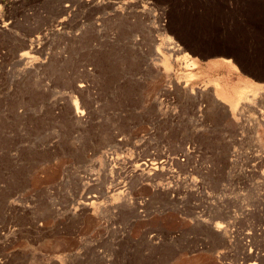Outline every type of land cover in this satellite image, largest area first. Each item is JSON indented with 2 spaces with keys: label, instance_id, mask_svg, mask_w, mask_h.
<instances>
[{
  "label": "rangeland",
  "instance_id": "1",
  "mask_svg": "<svg viewBox=\"0 0 264 264\" xmlns=\"http://www.w3.org/2000/svg\"><path fill=\"white\" fill-rule=\"evenodd\" d=\"M200 39L264 0H0V264H264V93L203 105Z\"/></svg>",
  "mask_w": 264,
  "mask_h": 264
},
{
  "label": "crops",
  "instance_id": "2",
  "mask_svg": "<svg viewBox=\"0 0 264 264\" xmlns=\"http://www.w3.org/2000/svg\"><path fill=\"white\" fill-rule=\"evenodd\" d=\"M199 42L200 44L193 48L182 44L184 51L196 62L193 72L194 81L198 86H195V89L204 87L206 90H201L204 92L198 100L211 107L214 113L217 111L224 115L226 120L233 118L225 114L221 105L210 106V96L215 93L225 108L234 104L242 91H256L257 95L264 93V39L252 45H241L237 41L230 43L224 48L225 55L222 58L211 57L215 49L206 45V41L200 39ZM196 116L201 117L199 114ZM217 124L221 125L218 122ZM223 127H226L225 123L219 130L223 131Z\"/></svg>",
  "mask_w": 264,
  "mask_h": 264
},
{
  "label": "bare ground",
  "instance_id": "3",
  "mask_svg": "<svg viewBox=\"0 0 264 264\" xmlns=\"http://www.w3.org/2000/svg\"><path fill=\"white\" fill-rule=\"evenodd\" d=\"M125 3H129V2H131V0H123ZM170 48H169V51L172 53V54H178L179 53V48L176 46V45H173L172 43H170ZM190 67H192V68H194V65L193 64H191V65H189ZM78 108H75V115L76 116H80L81 115V113L77 110ZM146 169H147V166H146ZM152 169L151 168H149L148 170H147V174H149L150 173V171H151ZM81 205H83V206H87V204H85V203H83V204H81ZM223 226H221L219 223L217 224V225H215V227H214V229L212 230L213 232H215L216 234L218 233V234H221V235H223ZM226 231V230H225ZM251 261V260H250ZM249 264H258L255 260H253V261H251Z\"/></svg>",
  "mask_w": 264,
  "mask_h": 264
}]
</instances>
